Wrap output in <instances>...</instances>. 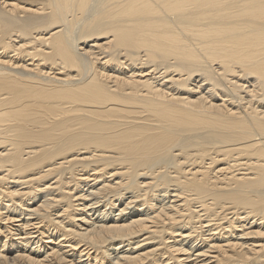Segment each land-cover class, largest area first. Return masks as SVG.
<instances>
[{
    "label": "bare ground",
    "instance_id": "6f19581e",
    "mask_svg": "<svg viewBox=\"0 0 264 264\" xmlns=\"http://www.w3.org/2000/svg\"><path fill=\"white\" fill-rule=\"evenodd\" d=\"M78 263L264 264V0H0V264Z\"/></svg>",
    "mask_w": 264,
    "mask_h": 264
},
{
    "label": "rangeland",
    "instance_id": "374dc122",
    "mask_svg": "<svg viewBox=\"0 0 264 264\" xmlns=\"http://www.w3.org/2000/svg\"><path fill=\"white\" fill-rule=\"evenodd\" d=\"M85 187H87L88 188V185L87 186H85ZM123 201V200H122ZM122 201H116L117 203H115L116 204V207H114L113 209H112V212L113 213H117L118 212V208L120 207V206H122V205H124L123 203H122ZM108 206H110V205H108ZM89 212H91L90 214H92V216H93V218H91L92 220L94 219H97V217H98V215L99 214H97L98 212H96L95 214L93 213V211H89ZM144 237V236H143ZM143 237H141V238H143ZM4 239V238H3ZM14 251V250H13ZM111 252V251H110ZM15 253H13V254H11V253H8V255H11V256H13ZM79 264V263H78Z\"/></svg>",
    "mask_w": 264,
    "mask_h": 264
}]
</instances>
